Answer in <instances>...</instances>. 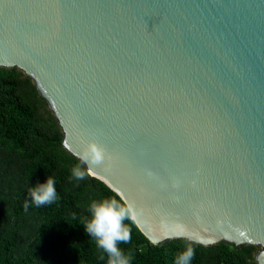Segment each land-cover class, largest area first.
Returning a JSON list of instances; mask_svg holds the SVG:
<instances>
[{
    "label": "water",
    "instance_id": "95a60500",
    "mask_svg": "<svg viewBox=\"0 0 264 264\" xmlns=\"http://www.w3.org/2000/svg\"><path fill=\"white\" fill-rule=\"evenodd\" d=\"M0 67L34 80L151 243L257 245L264 264V0H0Z\"/></svg>",
    "mask_w": 264,
    "mask_h": 264
},
{
    "label": "trees",
    "instance_id": "16d2710c",
    "mask_svg": "<svg viewBox=\"0 0 264 264\" xmlns=\"http://www.w3.org/2000/svg\"><path fill=\"white\" fill-rule=\"evenodd\" d=\"M63 131L34 80L17 67H0V264H108L86 233L90 206L120 197L92 180L84 163L63 146ZM79 166L82 180L73 176ZM55 182L57 199L37 206L30 189ZM119 247L130 264H177L191 245L190 264H258L260 246L219 242L201 245L184 238L153 244L136 223Z\"/></svg>",
    "mask_w": 264,
    "mask_h": 264
},
{
    "label": "clouds",
    "instance_id": "9594fccd",
    "mask_svg": "<svg viewBox=\"0 0 264 264\" xmlns=\"http://www.w3.org/2000/svg\"><path fill=\"white\" fill-rule=\"evenodd\" d=\"M81 158L90 166L101 165L108 159V152L102 144L90 141ZM85 175L86 172L79 166L73 169L76 179L82 180ZM30 196L37 206L54 202L57 199L54 180L49 177L45 184L33 187ZM90 212L91 218L84 226L85 231L95 238L98 248L107 254L108 264H130V256L124 253L119 244L127 243L132 238L131 227L125 221L133 224L138 221L141 210L137 204L124 197H113L93 202ZM194 255L195 249L191 245L186 246L179 254L177 264H190Z\"/></svg>",
    "mask_w": 264,
    "mask_h": 264
}]
</instances>
